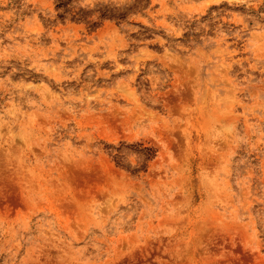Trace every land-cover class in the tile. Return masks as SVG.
<instances>
[{
  "label": "rangeland",
  "instance_id": "1",
  "mask_svg": "<svg viewBox=\"0 0 264 264\" xmlns=\"http://www.w3.org/2000/svg\"><path fill=\"white\" fill-rule=\"evenodd\" d=\"M0 264H264V0H0Z\"/></svg>",
  "mask_w": 264,
  "mask_h": 264
}]
</instances>
